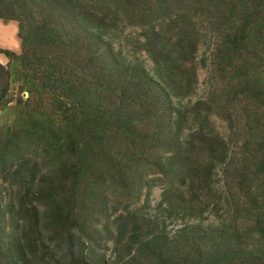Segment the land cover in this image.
Segmentation results:
<instances>
[{"label":"trees","instance_id":"1","mask_svg":"<svg viewBox=\"0 0 264 264\" xmlns=\"http://www.w3.org/2000/svg\"><path fill=\"white\" fill-rule=\"evenodd\" d=\"M0 21V264H264V0H0Z\"/></svg>","mask_w":264,"mask_h":264},{"label":"rangeland","instance_id":"2","mask_svg":"<svg viewBox=\"0 0 264 264\" xmlns=\"http://www.w3.org/2000/svg\"><path fill=\"white\" fill-rule=\"evenodd\" d=\"M0 26L2 27V29L0 30V48L1 49H8L10 51H14L15 53H19V49H20V41L16 36L17 33V28H16V24L14 22H2L0 21ZM123 28V26H122ZM6 33V39L8 42H6L3 39L4 34ZM124 33L127 36H136V30L135 28H133L132 26L126 27L124 28ZM0 64L7 66V59L0 54ZM9 69L12 70V67L9 66ZM199 81H202L204 78V72L200 71L199 72ZM16 84L12 83L9 87V91L8 94L11 95L14 92V88H16ZM12 116V110L11 109H6L3 113H0V126L5 125L9 119H11ZM160 189L159 187L155 186L152 190L151 193V199L152 200H156L158 195H159ZM113 198V196H112Z\"/></svg>","mask_w":264,"mask_h":264},{"label":"bare ground","instance_id":"3","mask_svg":"<svg viewBox=\"0 0 264 264\" xmlns=\"http://www.w3.org/2000/svg\"><path fill=\"white\" fill-rule=\"evenodd\" d=\"M3 39H4V40L6 39V33L4 34Z\"/></svg>","mask_w":264,"mask_h":264},{"label":"crops","instance_id":"4","mask_svg":"<svg viewBox=\"0 0 264 264\" xmlns=\"http://www.w3.org/2000/svg\"><path fill=\"white\" fill-rule=\"evenodd\" d=\"M2 29V27L0 26V30ZM6 42H8L7 40H5Z\"/></svg>","mask_w":264,"mask_h":264}]
</instances>
